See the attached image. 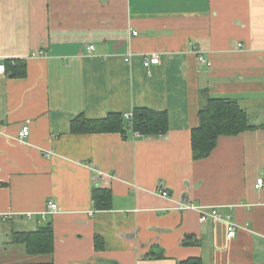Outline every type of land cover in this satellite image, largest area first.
<instances>
[{
  "label": "crops",
  "instance_id": "0c3cea01",
  "mask_svg": "<svg viewBox=\"0 0 264 264\" xmlns=\"http://www.w3.org/2000/svg\"><path fill=\"white\" fill-rule=\"evenodd\" d=\"M0 62V264H264V0H0ZM207 95L234 99L252 127L195 159ZM137 106L165 110L166 133L72 130ZM199 207L230 215L235 236ZM47 224L52 253L13 241Z\"/></svg>",
  "mask_w": 264,
  "mask_h": 264
},
{
  "label": "trees",
  "instance_id": "16d2710c",
  "mask_svg": "<svg viewBox=\"0 0 264 264\" xmlns=\"http://www.w3.org/2000/svg\"><path fill=\"white\" fill-rule=\"evenodd\" d=\"M24 67L23 61H16L15 74H21ZM198 120V125L191 131V145L195 159L207 157L215 147L218 137L236 135L252 127L245 110L234 99L226 97L207 95L205 102L199 107ZM127 129L144 136L164 134L168 130L167 112L137 106L131 112L130 119H125L118 112H112L105 117L94 119L79 116L72 124L73 131L125 133ZM92 198L97 209L111 207L112 194L108 188L95 186ZM12 238L15 243L22 244L29 254H50L54 249V236L50 224L34 230L14 232ZM182 263L202 264L196 257ZM37 264H52V262Z\"/></svg>",
  "mask_w": 264,
  "mask_h": 264
},
{
  "label": "built area",
  "instance_id": "2783aa9c",
  "mask_svg": "<svg viewBox=\"0 0 264 264\" xmlns=\"http://www.w3.org/2000/svg\"><path fill=\"white\" fill-rule=\"evenodd\" d=\"M132 34L135 35L136 31H133ZM93 48H94L93 45L89 46V50H93ZM198 60H199L200 63H206L207 62V60L202 55H200L198 57ZM158 62H159V56L157 54H151L150 56H145L144 57L143 64L145 66H149L150 64H154V63H158ZM5 68H6L5 64L0 62V74H3L5 72ZM123 117L125 119H130L131 113H125V114H123ZM28 134H29L28 126L27 125H23L21 130L18 132L17 137L22 139V138L26 137ZM263 183H264L263 178L259 177L256 180L255 187L259 188V187H261L263 185ZM157 191H158V193L160 195H162L164 197H167L169 195L168 191L166 189L162 188V182H160ZM56 207L57 206H56L55 202L49 201L48 204H47V211L43 212L41 214V217L44 218L47 213L54 212L56 210ZM183 207L185 209L195 208V206H193L192 204H187V205H185ZM198 210H199V213H200V218L199 219H200L201 222H205L206 219L209 216L212 217V218L218 219V220H222L227 225V233H226L227 238H232L233 236H235L236 230L238 229L239 226L233 221V219H232V217L230 215H227V216L223 217L216 208H212V209H210L208 211V210H204L203 208L199 207ZM32 215L33 214L31 212H28L26 214V216L28 218H31ZM6 218H8L7 214H5L3 216V219H6ZM262 237H264V234L262 235Z\"/></svg>",
  "mask_w": 264,
  "mask_h": 264
}]
</instances>
